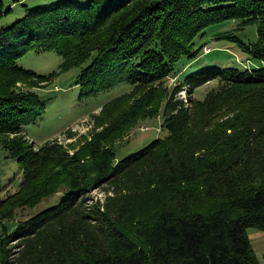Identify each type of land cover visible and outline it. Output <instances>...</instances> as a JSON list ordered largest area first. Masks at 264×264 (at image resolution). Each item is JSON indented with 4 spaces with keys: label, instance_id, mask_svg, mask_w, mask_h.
<instances>
[{
    "label": "trees",
    "instance_id": "obj_1",
    "mask_svg": "<svg viewBox=\"0 0 264 264\" xmlns=\"http://www.w3.org/2000/svg\"><path fill=\"white\" fill-rule=\"evenodd\" d=\"M3 7L0 163L8 152L23 180L0 200V264H261L249 231H264V0H65L24 5L12 25ZM230 22L256 27L257 40H216L237 42L258 67L184 72L204 52L197 39ZM30 53L62 64L40 76L19 66ZM76 68L83 96L130 90L104 105L90 140L37 148L24 127L45 113L39 92ZM213 82L218 92L194 98ZM159 116L168 135L118 160L139 123ZM60 193L58 206L8 226Z\"/></svg>",
    "mask_w": 264,
    "mask_h": 264
},
{
    "label": "rangeland",
    "instance_id": "obj_2",
    "mask_svg": "<svg viewBox=\"0 0 264 264\" xmlns=\"http://www.w3.org/2000/svg\"><path fill=\"white\" fill-rule=\"evenodd\" d=\"M65 0H0L4 4L3 10L13 9V13L5 18L12 25L16 19L21 18L27 5L32 9L35 7H46L56 2ZM4 21V22H6ZM1 30V29H0ZM234 32L235 35L245 43L255 42L257 40V29L248 26L239 29L238 22H230L210 28L205 36L197 39L196 47H204V52L199 60L183 66L184 72L194 66H237L241 69L258 67V63L252 58V55L245 52L237 42L230 39L216 40L218 33ZM210 49V53L206 50ZM210 54V55H209ZM208 55V56H207ZM62 64V58L55 53H30L19 62V66L28 71H33L40 76H48L58 71ZM197 65V66H196ZM182 68V70H183ZM81 68H76L56 79L54 85L44 88L39 92L40 100L45 104V113L40 117L33 118L24 127V133L28 136L31 143L40 147L48 142H59L71 147H78L84 139L92 137L95 130L97 119L101 114L102 108L112 99L128 92L130 87L126 84L114 87L113 89L94 94L92 96H83L84 88L80 84ZM170 85L180 83V78L169 81ZM219 83H210L194 95L195 99L204 100L212 91L218 92ZM189 103V94L183 91L179 95ZM162 117L147 119L139 123L132 134L121 145L117 147V158L122 160L147 147L153 141L164 138L168 132L162 127ZM78 141H81L78 143ZM74 152H71L73 154ZM8 152H2L0 163V200L8 195L18 191L23 174L17 161L7 158ZM65 194L60 193L43 200L41 204L34 208L18 210L14 221L8 223L11 229H16L20 222L26 221L38 214L56 207L64 199ZM93 201L105 199L103 189H97L92 193Z\"/></svg>",
    "mask_w": 264,
    "mask_h": 264
},
{
    "label": "crops",
    "instance_id": "obj_3",
    "mask_svg": "<svg viewBox=\"0 0 264 264\" xmlns=\"http://www.w3.org/2000/svg\"><path fill=\"white\" fill-rule=\"evenodd\" d=\"M249 238L261 264H264V231L251 229Z\"/></svg>",
    "mask_w": 264,
    "mask_h": 264
},
{
    "label": "built area",
    "instance_id": "obj_4",
    "mask_svg": "<svg viewBox=\"0 0 264 264\" xmlns=\"http://www.w3.org/2000/svg\"><path fill=\"white\" fill-rule=\"evenodd\" d=\"M209 51H210V49L206 50L205 53H206V52L208 53ZM209 53H210V52H209Z\"/></svg>",
    "mask_w": 264,
    "mask_h": 264
}]
</instances>
